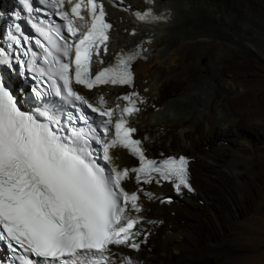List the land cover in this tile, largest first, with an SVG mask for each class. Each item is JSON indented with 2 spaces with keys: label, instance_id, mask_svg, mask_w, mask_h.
Returning <instances> with one entry per match:
<instances>
[{
  "label": "snow or ice",
  "instance_id": "1",
  "mask_svg": "<svg viewBox=\"0 0 264 264\" xmlns=\"http://www.w3.org/2000/svg\"><path fill=\"white\" fill-rule=\"evenodd\" d=\"M20 2L28 13L33 11L31 0ZM39 2L51 8L64 23L48 29L33 23L32 27L47 41L45 44L39 38L35 40L42 55L29 49L24 55L31 53L30 61H22L20 57L16 60L22 68L27 66L28 71L36 73L33 79L38 84L46 77L43 82L47 89H33L37 101L53 95L59 97L79 113L76 117L70 115L69 122L83 121L87 128L72 127L66 135L49 110L21 111L13 94L0 82V241L7 242L13 252H22V264H109L110 246L126 245L133 249L140 246L135 240L140 218L130 214L141 211L140 197L136 191L126 190L124 182L134 173L137 183L173 180L177 182V190L181 186L190 188L188 159L183 155L159 161L147 158L141 140L132 136L136 130L124 119V115L139 111L138 93L121 97L128 102L122 109L117 105L116 109L102 110L74 90L73 82L88 89L107 83L132 84L131 65L141 56L140 45L132 51L122 50L114 65L94 75L91 72L93 50L99 55L100 47L104 46L107 52L112 28L103 3L86 0L90 23L78 36L80 29L75 20L85 19L81 14L84 0ZM65 2L71 5L69 10L64 9ZM134 14L140 21L149 17L164 19L153 15L151 9ZM9 39L20 43L11 32ZM0 64L11 66L2 51ZM98 103H105L102 96ZM81 105L107 119H101L98 127H93ZM117 110L122 115L115 120V135L110 139L109 126ZM93 143L99 148L93 147ZM117 147L137 157L139 166L131 169L117 166L112 154ZM100 159L103 165L97 162ZM123 264L131 261L125 260Z\"/></svg>",
  "mask_w": 264,
  "mask_h": 264
},
{
  "label": "bare ground",
  "instance_id": "2",
  "mask_svg": "<svg viewBox=\"0 0 264 264\" xmlns=\"http://www.w3.org/2000/svg\"><path fill=\"white\" fill-rule=\"evenodd\" d=\"M187 1L155 0L154 6L162 11L164 19L147 29L133 27L126 13L108 11L113 20L110 47L135 43L136 36L130 35L134 30L146 31L143 37L151 38L143 43L146 59L132 66L134 85L145 103L130 119L131 123L138 133L149 130L154 134L150 152L164 150L167 154L184 153L191 157L193 194L177 195L169 204L144 203L150 234L135 256L144 264H189L195 256L207 262L205 256L215 246L208 231L216 224L210 205L219 196L226 198L227 178L238 181L241 175L217 170L216 166L235 169L242 164L246 171L251 165L262 167L258 154L264 152V115L258 101L264 99V91L255 90V95H251L239 89L249 59L241 56L234 45L243 46L248 52L255 46L264 58V43L253 37L259 29L257 20L264 17V0ZM189 49L193 51L188 53ZM209 50L213 51L201 64ZM106 90L111 94L126 91L101 89ZM247 101L249 105L245 104ZM222 139L236 145L226 150L220 145ZM120 157L126 162L122 152ZM198 200H202V206H198ZM206 214L210 217L201 216ZM190 229L207 242L208 248L191 245ZM223 249L226 253L231 251L225 246ZM253 258L252 264L264 262V251Z\"/></svg>",
  "mask_w": 264,
  "mask_h": 264
},
{
  "label": "rangeland",
  "instance_id": "3",
  "mask_svg": "<svg viewBox=\"0 0 264 264\" xmlns=\"http://www.w3.org/2000/svg\"><path fill=\"white\" fill-rule=\"evenodd\" d=\"M187 2L191 3V0ZM228 21L232 25L233 21L231 19ZM257 23L259 29L253 37L264 43V17L257 20ZM234 46L241 53V56L249 59V65L245 67L242 76L243 84L239 89L245 90L251 95H255V90L257 92L264 91V58L257 51V47L253 46L252 48L255 50L248 52L245 48H242L243 46ZM187 51L191 53L193 49ZM212 51L209 50L205 57L201 59V64L207 61L209 53H212ZM238 65L242 64L238 63ZM172 85L175 86L176 82H173ZM245 104L249 105L250 102L247 101ZM258 106L264 115V99L258 101ZM221 141L222 144H219L223 145L226 150L236 145V142L233 141L227 142L223 139ZM163 152L167 153L164 150ZM258 158L262 163V167L251 165L248 171L242 164L237 166L238 169L235 167L236 170L228 165L225 167L216 166L217 170H228L242 176L240 175L238 181L227 178L224 183L229 192H227L226 198L219 196L215 201L216 203L210 205L211 211L216 216V224L208 228L215 244L213 250L207 252L205 256L208 261L204 262L200 257L195 256L189 259V264H252L253 256L264 251V152L259 153ZM238 171L240 172L238 173ZM197 204L202 206V200H198ZM170 215L172 216L171 213ZM201 216L204 218L210 217L208 214ZM189 231L193 238L192 246L198 249L208 248L206 246L208 245L207 242L202 241L194 229ZM224 246L231 249V251L226 253L223 249ZM142 264L144 263L142 262ZM259 264H264V262Z\"/></svg>",
  "mask_w": 264,
  "mask_h": 264
},
{
  "label": "clouds",
  "instance_id": "4",
  "mask_svg": "<svg viewBox=\"0 0 264 264\" xmlns=\"http://www.w3.org/2000/svg\"><path fill=\"white\" fill-rule=\"evenodd\" d=\"M135 4H142L140 3L139 1H134V3H131V8L130 10H135V9H139V10H142L143 7H137L135 6ZM143 5V4H142ZM120 13H125V12H120ZM128 14V13H126ZM129 15V14H128ZM130 17V16H129ZM131 20V18H130ZM145 60V59H144ZM138 61V60H137ZM171 154H183L187 157H189L187 154H184V153H171ZM191 162V157H189V160H188V184L190 185V189L191 191H188V190H181L180 192L178 193H175L169 185H166V184H163L160 188L157 189L155 195L154 196L155 198L151 200L150 203H155L157 205H161V204H169L175 196L177 195H181L182 193H185V194H193L194 193V187L191 183V175H190V170H189V163ZM164 188V191L161 192V189ZM164 200H167L166 202H164ZM144 211V210H143ZM145 216V215H144ZM150 222V219H148L146 216H145V220H143L142 222L138 223L136 225V231L139 232V235L135 237V240L136 242L139 243V248L138 249H135V254L134 256L132 255V258L134 259L135 263L134 264H142L141 261H137L135 260V256L137 254V252L139 251L140 247L145 245L146 241H147V238L150 234V229L147 228L146 224ZM126 245H112V248L113 250H116V251H121V252H129L131 249V247L129 248H125ZM131 248V249H130Z\"/></svg>",
  "mask_w": 264,
  "mask_h": 264
}]
</instances>
